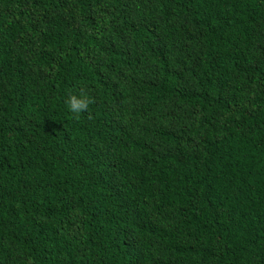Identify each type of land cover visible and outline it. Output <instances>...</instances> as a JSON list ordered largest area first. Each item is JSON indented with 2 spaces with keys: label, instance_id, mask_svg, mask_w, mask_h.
I'll return each instance as SVG.
<instances>
[{
  "label": "trees",
  "instance_id": "1",
  "mask_svg": "<svg viewBox=\"0 0 264 264\" xmlns=\"http://www.w3.org/2000/svg\"><path fill=\"white\" fill-rule=\"evenodd\" d=\"M0 264H264V0H0Z\"/></svg>",
  "mask_w": 264,
  "mask_h": 264
},
{
  "label": "clouds",
  "instance_id": "2",
  "mask_svg": "<svg viewBox=\"0 0 264 264\" xmlns=\"http://www.w3.org/2000/svg\"><path fill=\"white\" fill-rule=\"evenodd\" d=\"M91 103L92 98L86 94L71 95L66 101V107L75 118H79L82 113L87 111Z\"/></svg>",
  "mask_w": 264,
  "mask_h": 264
}]
</instances>
